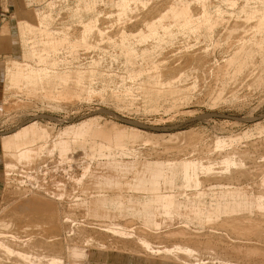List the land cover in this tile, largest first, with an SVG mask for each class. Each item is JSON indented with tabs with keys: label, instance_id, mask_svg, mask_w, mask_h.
<instances>
[{
	"label": "rangeland",
	"instance_id": "1",
	"mask_svg": "<svg viewBox=\"0 0 264 264\" xmlns=\"http://www.w3.org/2000/svg\"><path fill=\"white\" fill-rule=\"evenodd\" d=\"M163 1H166L168 6L166 5V2ZM170 1L0 0V146L3 138L32 122L37 123L39 126H43L45 128L47 127V130L49 129L48 131L50 133L53 131L52 135H57L55 132H63L65 129L77 126L83 122L90 121V124H92V127L90 126V132L82 139L75 140L71 136L69 137L70 142L72 143V150L69 155L66 156L67 158H61L56 152L45 153L46 150L44 149L50 145L49 142L54 139V135L53 137L50 135L49 139H52H48L47 142L43 140H36L38 143L35 141V147L33 145V148L36 151L35 153L43 155V162L45 161V163H47L42 164L43 169H35L37 171H35V187H37V185H44L46 186L45 189L47 188L46 190H49L46 192L51 195L60 194V192L62 193L64 190V207L67 206L66 204L72 205L76 198L81 199L82 195V199H84L86 195H100L99 193H101V195L107 194L112 196L114 194L113 191L117 189L119 190L118 192L127 197L135 198L136 196L139 200L149 201L151 199H149V196H151L150 194L147 195V192L143 193L141 190L138 192L133 185H130L133 180V173H131L132 167L134 168L144 163L153 167V165L155 166V164L160 162L168 164L166 161L169 162V160V164L175 165V162L178 163L177 160H185L191 162V164L193 163V165H196L197 167L205 164L204 166L211 167L213 172H218L220 171L219 169L223 167L220 163L223 160L221 157H224L226 154L229 155L230 158L234 155L232 158L236 162V164L231 166L229 169L230 171H232L231 169L233 168H235L233 170H237L238 164L240 169H250L252 170L251 172H258L256 176H259L258 179L255 178L256 176H253L250 179V176L246 178L247 180L243 179L242 181H238L236 182L238 185L234 183L235 181H231L230 184H232L233 187L237 186L239 188H244L245 186L244 189L247 191L249 190V193L257 191L256 183L264 175V142H262L264 141V27H260V19H258L259 17L257 18L255 13L264 15V0H199L198 5L204 6L207 13L212 17L213 25L212 23L211 25L213 29L211 31L205 27H201L200 29H197V31H180L178 28L179 25L172 20V17L168 16V18L163 21V25L168 27V32L164 33V31L162 32L159 28L157 32L158 37H153L152 34L148 32L149 30L146 29V24H148L149 21H156L158 19V14L164 12L167 7L168 9L175 8L176 10H180L184 5H191L190 7L194 6V2L191 0ZM163 3L166 5V8ZM125 6L128 8V12H126L127 15L125 14L126 17L124 15L121 19H119L118 12L127 11L125 10ZM161 8L163 9L161 10ZM193 8V13L196 14L198 11ZM32 11L35 12L33 13ZM218 13H220L219 16ZM25 14L28 16V18L26 16L28 20L32 21L33 19L32 22H35L37 27H35L36 30L39 29V23H43L42 27L46 29H42L41 32L37 31L28 35L30 40H28L29 44L27 50L35 55L31 57L33 59H28L26 64L31 66L34 70H38L40 67L44 66L41 69H45V71L47 70L46 72L49 70L50 73H56L55 71L59 70L56 73L57 75L64 74L70 76V78L65 82H59L57 85L46 84L44 83L45 81L39 84L36 82L33 85L24 86V88L22 86V88L19 89H9V91H12L8 93L9 91L6 89L9 86H6L7 82L5 79L4 62L8 59H12L23 63L22 61L25 60L24 58H21L23 57V50L21 48L22 42L17 25L18 18H23V15ZM101 15L103 16L101 17ZM135 16H138L137 19ZM243 16H246V18H243ZM129 18L131 19L128 21ZM144 20H146L145 27L143 25L144 23H142ZM91 21L95 22V28L93 27L94 30L92 29V33H89L86 36L87 38L84 41L86 44L74 47L73 44L77 39L71 38L70 33L72 35V30L74 31L75 29L80 28V26L89 24ZM117 27L118 30H116ZM47 29H53L52 35H46ZM54 31H56V33ZM65 33L69 34L66 35ZM54 34H56V36H54ZM124 34L129 36V38L122 40L121 36ZM40 35L43 36L41 37ZM77 35H79L78 32L73 35V37H76ZM141 36H144V38H141ZM255 36H257V38ZM65 38H68V40ZM87 40L90 43H88ZM48 42H58L59 46L57 45V48L55 47V50H53L51 46H47V44L49 45ZM122 42L125 44H120ZM38 43H41V46ZM52 43H50V45ZM61 44L63 45L61 46ZM258 44H260V46ZM129 47L131 51L129 50ZM75 48L77 49V53L75 52ZM49 51L55 53V55ZM132 51L134 52L133 54L131 53ZM199 51L207 54L205 56L206 58H203L202 60L205 62L196 58L195 61H190L185 64V60L178 59L184 53L194 54ZM145 52L147 53L144 54ZM247 52L248 54H246ZM129 59L131 60L129 61ZM57 64L59 65L56 66ZM77 64L80 65L77 66ZM238 67H241L242 69L238 70ZM55 68H58V70ZM69 68L71 70L66 71L69 70ZM167 68L174 69V72L169 74L175 76L174 78L171 76L170 78H166L165 70ZM54 69L55 71H53ZM77 71L79 73L81 72L80 75L82 76V81L78 83L75 75V73H78ZM154 75L159 77L155 78ZM148 76L151 80L148 79ZM152 77L154 78L152 79ZM154 88L156 89L154 90ZM40 89L44 93H42ZM147 92L149 94H147ZM56 94H59L60 96L58 95L57 98ZM116 127H119L121 130ZM186 132H191L192 134L187 135ZM184 133L187 137H185L186 135ZM175 134H178V138ZM193 134L196 138H198L200 143H198V140H195V136L192 137ZM172 135H174L175 138H173ZM161 137H165L163 138L164 140H161ZM170 139L173 140L170 141ZM191 141L194 142V147ZM165 142L168 143L165 144ZM188 143H191V145L189 144L190 146H187ZM100 144L104 146L102 154L93 155L94 146ZM167 145L175 148H182L186 146V150L178 153L175 152V149L167 150L165 148ZM44 146L45 148H43ZM112 148L113 150H109ZM119 148H125V153H121ZM127 149H130L131 151H127ZM106 151L107 153L109 151V153L107 154ZM133 153L136 156L133 155ZM110 155L115 156L113 157ZM217 155L219 156V159ZM99 157L100 159H98ZM110 157H117L116 159H112L113 162L114 160H117L115 163L118 162L116 164L120 169V174H122V178L118 180L116 185H113L110 189H105L106 191L103 192L101 191L104 190L102 185L98 184V194L96 189H92L90 187L89 190H87L88 193L85 195L82 194L83 185H79V189L74 187L76 186V183H74L75 180L80 179L82 177L81 175H86L87 178V175H89V173L96 167L97 162L105 163V161L111 159ZM112 159L110 161H112ZM94 161H96V163ZM238 161H240V163H238ZM4 163L5 160L2 157V150L0 147V212L6 190L8 189V191H13L16 186L18 187L16 182H12L14 184H10V186L9 184H6ZM121 163L124 164V166ZM207 163L208 165H206ZM86 168L88 169L86 170ZM197 169L198 170H195L194 174L193 172L190 173L191 177L193 178L194 176L199 178V176L202 175L204 177L203 172L199 171L200 167ZM17 171L25 172L26 170L18 167ZM197 171H199V173ZM201 172L202 175L200 174ZM260 174L262 175L260 176ZM74 175L77 177H74ZM16 176L21 177V174L16 173ZM84 180L82 182H84ZM210 182L205 184H208V187L204 186L203 189L202 186L198 189L200 191H206L207 189V191H214L213 194H216V196L213 197L209 195L203 198L202 204L206 207L215 205V201L218 197L217 194L220 189L232 187L228 182L226 183L229 185H226L224 182V184L216 182L218 185H216L215 182ZM27 186H24L23 188L26 187L27 189ZM62 186H65L64 189H61L63 188ZM12 188L13 190H11ZM80 189L82 192H79ZM90 189H92V191ZM178 189L179 188L175 189V196L177 199H182L185 194L182 195V193H179L182 189ZM107 190H109L110 193L107 192ZM184 190H186L185 193H187V189ZM140 191L143 194H140ZM176 191L178 193H176ZM181 195L182 197H180ZM198 207L199 204L196 203L195 208ZM64 209L62 210V215L64 214L66 216L67 214L68 217L66 216V218H69V220H65H68V224L70 226L74 223H78L80 225L83 223L84 225L87 221H89L88 223H91V220L92 225L88 223V225H85L88 227L97 226V224L101 225L99 221L96 222V218L83 216V214L79 213L80 210L77 212V210L74 211L71 210V208H66V211H64ZM8 210L2 214L4 216L10 214L8 216L11 217L15 212H19L18 209L15 211L16 209H14V207H12L10 211ZM67 212H69L71 216ZM159 212L162 221L166 222L169 221V219L171 220L172 223L170 221L168 223L166 222L171 227H185L189 232L198 234L204 233L208 230L207 227H209V225L207 224V220H209L208 222L210 223L211 220L213 221L215 219L214 221L216 222V220H221V217L223 216L221 215L218 219L211 217L207 218L205 216L204 219L206 218L207 220H205L204 223L206 222V225L204 224V226L200 227L199 224L198 226L196 225L197 223H195V221H191L190 224L183 221L180 216L176 215V217L175 214L171 213L165 215L161 209ZM18 214L14 215L19 216ZM36 215L38 216L30 215L31 217L28 216L27 218H21L22 220L24 219V222L20 220L22 224L21 226L18 224L20 222H16L17 225L14 227L12 232L23 229L19 231L21 233H18L17 231L15 233L23 236L25 235L23 233L29 230V232H35L36 235H39V231H41L43 227H47V224L46 226L45 224H40L43 217L39 214ZM64 215L63 218L65 217ZM125 218L126 217H124V219ZM27 219H30L31 221ZM33 219H35L36 223H33ZM25 220H27V222L30 221V224H26L27 222ZM70 221H73V223ZM101 221H104V224L113 222L112 219L111 221L105 219ZM164 222L160 224L161 229L158 228L159 230L157 229V231L155 228L153 230L148 229V227L145 228H147L146 230H148V232H162L164 231L162 230V224L164 225V228L166 227V223ZM23 223H25V225ZM39 225H42V227ZM140 226V222L138 221L132 228ZM215 228L218 229V226H215ZM36 230H39V234ZM29 232L27 233L30 234ZM221 233L225 235L227 239L229 237V240H232L230 235L222 229ZM252 238L255 239V242L253 239L251 243L256 245L262 244V246H264L263 238L262 240H260V238ZM90 239L91 238H89V240ZM256 239L259 240L256 241ZM152 240L150 244L153 248H163L166 246L167 249H172L176 245H179L178 243L180 242L178 241L177 243V241L173 242L171 240ZM181 243L184 244L182 241L180 244ZM89 247L90 245L88 248L86 247L87 254L89 256V264H172L166 261H158V259L153 260L145 257L134 256L133 254L113 249L111 251L110 249H103V251L96 250L93 246V248ZM211 248L213 249L210 250V248H208L205 249V251L204 249H199V251L196 250L197 252H194L193 256L196 258L193 259L197 261L195 263H198V260L200 259V261L204 264H219V260L222 261V259L232 261L243 260L241 258L236 259V257L230 258L228 255L226 258L222 246ZM221 250L223 251L221 252ZM244 261H246L247 264H261L255 260H251L250 262L243 260L241 262ZM12 262L10 264H17Z\"/></svg>",
	"mask_w": 264,
	"mask_h": 264
},
{
	"label": "bare ground",
	"instance_id": "2",
	"mask_svg": "<svg viewBox=\"0 0 264 264\" xmlns=\"http://www.w3.org/2000/svg\"><path fill=\"white\" fill-rule=\"evenodd\" d=\"M191 1L194 2L193 5L195 7L194 6L190 7L191 5L190 6L184 5L181 7L180 10H176L175 8H174L175 10L173 8L172 9H168V7L166 8L167 2L163 1V2H166V5L163 3L165 5L166 10L164 9L165 10L164 12H161V13L159 12L160 14H158V16H157L158 19L154 18V19H157L156 21H153V22L149 21L148 24H146V29L149 30L148 32H150V34H152L153 37L158 35L157 32H158L159 28L162 30V32L164 31V33L165 32L167 33L168 27H165L163 25V21L166 18H168V16L172 17V20L177 25H179L178 28L180 29V31H184V30H188V31H195L196 30L197 31V29H200L201 27H203V28L205 27L211 31L213 29L212 28V25H213L212 17L207 13L206 8L204 6L198 5L199 0H191ZM125 7H124V9H125ZM139 8H141V7H139ZM192 8L198 12H196V14H194ZM136 9H138V8H136ZM162 9L163 8H161V10ZM125 10H127V11L123 12V11L118 10L119 11L118 12L119 13V19H121V17L124 16L125 14L127 15L126 12H128V8L126 7ZM129 13H130V11H129ZM143 13H145V12H143ZM134 14H136V13H134ZM219 14L220 13H218V16H219ZM255 14H256L257 18L259 17L258 19H260V21H259L260 27L263 28L264 27V15L260 14V13H255ZM126 15H125V17H126ZM26 16L27 15L25 14V15H23V18L22 17L18 18V24H17L19 34H20V39L22 42L21 48L23 50V53H22L23 57H21V58H24L26 60V61L25 60L24 61L21 60V61L25 64H26L28 59L29 60L33 59L31 57H33V55H35L31 52H28V50H27L28 49L27 47L29 44L28 40H30V38H28V35H30L31 33H35L37 31L41 32L42 29L46 30L42 27L43 23H39L40 24V26L38 25L39 29L36 30L35 29L36 24H35V22H32L33 19H32V21H30L27 19L28 16H27V18H26ZM102 16L103 15H101V17ZM137 17H136V19H137ZM141 17H143V16H141ZM244 17L246 18V16H243V18ZM253 18H256V17H253ZM130 19L131 18H129L128 21ZM97 21H99V20H97ZM145 21L146 20H144L142 22V23H144L143 24L144 27H145ZM211 23H212V25H211ZM94 25H95V22L91 21V23H89V24H85L83 26H80V28H77L74 31L72 30V35L70 33L71 38L77 39V40H75V42L73 44L74 47H77L78 45L86 44L84 42L87 38L86 36L89 33H92V29H93ZM243 25H244V23H243ZM237 26H240V25H237ZM44 27H46V26H44ZM219 29H221V28H219ZM52 30L53 29H51V30L47 29L46 35L47 36L52 35V33H53ZM116 30H118V27ZM119 30H121V29H119ZM54 32L56 33V31H54ZM77 32L80 35V37H79V35H77L78 37L77 36L73 37V35L77 34ZM59 33H60V31H59ZM67 34H69V33H67ZM207 34H208V32H207ZM124 35H126V34H124ZM124 35L121 36L122 40L129 38V36H127V35L124 36ZM54 36H56V34H54ZM144 36H141V38H144ZM159 37H160V35H159ZM255 37L257 38V36H255ZM45 39H47V38H45ZM65 39L68 40V38H65ZM162 39H163V37H162ZM66 40H64V41H66ZM87 42H88V40H87ZM123 42L120 44H125ZM48 43H49V45L47 44V46H51L53 50H55V47L58 45V42H56V43L48 42ZM50 43H52V44L50 45ZM88 43H90V42H88ZM62 45L63 44H61V46ZM258 45L260 46V44H258ZM91 46H92V44H91ZM127 46H129V45H127ZM125 49H126V46H125ZM129 50H130V47H129ZM49 52L53 53L51 51H49ZM75 52L77 53V49ZM131 53L133 54L134 52L132 51ZM146 53L147 52H145L144 54H146ZM236 53H238V52H236ZM53 54L55 55V53H53ZM246 54H248V52ZM128 55H130V54H128ZM206 55H207L206 53H202L200 51L198 53H194V54L193 53H184L178 59L179 60H181V59L185 60L184 63L187 64L190 61H195L196 58L200 59L202 61L203 58L204 59L206 58L205 57ZM239 55H241V54H239ZM131 56H133V55H131ZM135 57H136V55H135ZM238 58H239V56H238ZM228 59H230V58H228ZM126 60H128V59H126ZM130 60L131 59H129V61ZM196 62H198V61H196ZM202 62H205V61H202ZM4 63H5L4 64L5 65V69H4L5 79L7 82L6 86H9L6 90H8V91H9V89L22 88V86L24 88V86L33 85L36 82L38 84L43 83L44 81H45L44 83H46V84L57 85V84H59V82H65L70 78V76L64 75L63 73H62L63 75H57L56 73L59 71L58 68H55L58 71H55V69L53 70L56 73H50L49 70H48V72H46L47 70L45 71V69H41L44 66L40 67V69H38V70H34L33 68H31V66H29L27 64L25 65L18 60L8 59ZM51 65H52V63H51ZM58 65L59 64H57L56 66H58ZM79 65L77 64V66H79ZM222 67H224V66H222ZM155 69H156V67H155ZM237 69L240 70L242 68L238 67ZM70 70L71 69L69 68V70H66V71H70ZM173 72H174V69H172V68L168 69L167 68L165 70L166 78H170V76L174 78L175 76L169 75ZM80 73L79 72L77 74L75 73L77 83L82 81V76L80 75ZM154 76H155V78L159 77L156 75H154ZM153 78L154 77H152V79ZM148 79H149V76H148ZM149 80H151V79H149ZM156 80H158V79H156ZM170 81H172V80H170ZM156 83H158V82H156ZM78 85H80V84H78ZM173 85H175V84H173ZM4 86H5V84H4ZM56 89H57V87H56ZM150 89H152V88H150ZM155 89L156 88H154V90ZM10 91H12V90H10ZM10 91L8 93H10ZM40 91H41V89H40ZM158 91H160V90H158ZM42 93H44V92H42ZM16 94H17V92H16ZM147 94H149V93L147 92ZM56 95L58 98L59 94H56ZM143 96H145V95H143ZM148 96H150V95H148ZM78 98H79V96H78ZM90 123H91L90 121L83 122L77 126L67 128L63 132H59V131H58L59 133L55 132L57 135L53 134L54 139L51 142L48 141L50 143V145L48 147L46 146L47 148H45V146L43 147V148H45L44 150H46L45 153L46 152L47 153L56 152L61 158L66 157L67 155H69V153L72 150V143L70 142L69 137L71 136L75 140L82 139L83 137H85L90 132L91 127H92L91 126L92 124H90ZM120 128H122V127H120ZM117 129H119V127ZM48 130H47V127L45 128L43 126L37 125V123H35V122H32L26 126H23L22 128L17 129L16 131L12 132L11 134H9L8 136H6L5 138L2 139L0 147L2 150V157L5 160V163H4L5 181H6V184H9V186H10V184H14L12 182H16L18 187L15 185L17 187V188L15 187V190H13V188L11 189L13 191H10V190L8 191V189L6 190V194L4 195L3 203L1 205V212H0L1 213L0 214V256L1 257L0 258L1 259H0V264H10L12 261L17 263V264H75L74 260L72 259L71 254H70L71 250L75 247H82V248L87 247L88 248L89 245H90L89 248H91L93 246L94 249L96 248V250L110 249V251H111L113 249L116 251H121V252H126L129 254H133L134 256L145 257V258H149V259H153V260L158 259V261L159 260L166 261V262H170L172 264H198V263L204 264V263H202V261H200L201 259L198 260V263H195L197 261L194 260V259H196L193 257L194 252H197L196 250L199 251V249H204V251H205V249H208V248H210V250L213 249L211 247L217 248L218 246H220V247L222 246L223 247L222 249H224V253L226 255V256L225 255L224 256L226 258L228 255V256H230V258L231 257L232 258L236 257V259L241 258V259L247 260L249 262L251 260L252 261L255 260L261 264H264V246H262L261 242H260L261 245H256V244L251 243L252 240L254 239L252 237L260 238V240H262V238L264 239V175L256 183V185H257L256 190L257 191H255V192L253 191L254 193L253 192L249 193V190L248 191L245 190L244 189L245 186H244V188H239L237 186L233 187V185L230 184L231 181L232 182L235 181L234 183H236L238 181H242L243 179L247 180L246 178H248L250 176H251L250 177V179H251L253 176H256L258 174V172L257 173L254 171L251 172L252 170H250V169L249 170H247V169L243 170L242 168L240 169L238 167V164H237V168H238L237 170H233V169H235V168H233V169H231L232 171H230L229 169L231 168V166L233 164H236V162L232 158L234 156L233 155L234 153L232 154L233 156L231 158L227 154L224 155V157H221V159L223 158V160L220 163L223 167L220 168L219 169L220 171H218V172H213L212 168L209 166H204L205 165L204 163H203L204 165H199V167H200L199 171H202L204 174V177H203L202 172H201L200 174L202 176H199V178H196L194 176L192 178L190 175L191 172H193V174H194L195 170H198L197 168H199V167H197L196 165H193V163L191 164V162H188L185 160H179V161L177 160L178 163L175 162V165L169 164V162H170V160H169V162L166 161L168 164H163L160 162V163L155 164V166L153 165V167H151L147 163H144L140 166L136 165L137 167H134V168L132 167L131 173H133V175H132L133 180H132V183H130V185H133L135 187V189L138 190V192H139V190H141V191H143V193L147 192V195L150 194L151 196H149V199L150 198L151 199L149 201L139 200L138 198H136L135 194H134L135 198L127 197V196L121 194L120 192H118L119 191L118 189L113 191L114 194L112 196L107 195V194L101 195V193H99V191L97 190L98 184L102 185L104 190H101V191L105 192L106 191L105 189H110V188H112L113 185H116L118 183V180L120 178H122V176H121L122 174H120V169L118 168V165L116 164L118 162L115 163V161H117V160H114V162H113V159L117 158V157L113 158L115 155L114 156L110 155V156H113V157H110L111 159L113 158L112 161H110L111 159L110 160L108 159V161H105V163L104 162L103 163H101V162L96 163V161H94L96 163V167L94 166L95 167L94 170L93 171L91 170L92 172H90L89 175H87V178H86V175L85 176L81 175L82 177L81 178L79 177L80 179H77V180L74 179L75 180L74 183H76V186H74V187H76V189L77 188L79 189V185L80 186L83 185V189H82L83 193L82 194H84V195L86 193H88L87 190H89V188L91 187L92 189H96L97 191L96 190H94V191H96L97 194L99 193L100 195H96V194L89 195V196L86 195L84 199H82L83 198L82 197L83 195H82L81 199L76 198L73 201L72 205L66 204L67 206H65V207L69 208V209L71 208V210H74V211L77 210V212H78V210H80L79 213L83 214V216H90V217L96 218V220H97L96 222L99 221V223L101 225L97 224V226L88 227L85 225L89 222V221H87L86 223H84V225H83V223H82V225H80L78 223H74L72 226H70L68 224L69 218H66L67 214H66V216L63 214L65 216L64 218L62 215V213H63L62 210L65 208L64 204H63L65 191L63 190L62 193L60 192V194H57V195H51L50 193L49 194L47 193L49 190L47 191L46 190L47 188L45 189L46 186L37 185V187H35V181H36L35 171L42 168V164H44L45 161L43 162V157H42L43 155H38L37 153H35L36 151L33 148V145H34L36 140H43V141L47 142V140L49 139L50 135H52V132H53L52 131L50 133ZM119 130H121V129H119ZM50 131H51V129H50ZM191 134H192L191 132L187 133V135H191ZM53 135H52V137H53ZM187 135L185 137H187ZM172 136H173V138H175V136H177V138H178V134H175V136L174 135H172ZM193 136H195V135L193 134L192 137ZM161 138H162L161 140H164L163 138H165V137H161ZM194 138H196V136ZM199 138H201V137H199ZM50 139H52V138H50ZM172 140L170 139V141H172ZM195 140L197 141L198 138H196ZM262 142H264V141H262ZM36 143H38V142L36 141ZM167 143L165 142V144H167ZM192 143H193V147H194V142H192ZM198 143H200L199 140H198ZM189 144L191 145V143H188L187 146H190ZM34 147H35V145H34ZM103 147L104 146H102L101 144L94 146L93 155L94 154L101 155L103 152ZM167 147H169V148H167ZM180 147H182V146H180ZM185 147L186 146H184L182 148H178V147L175 148L172 146L170 147L168 145L165 146V148L167 150L175 149L176 150L175 152H178V153L184 152L186 150ZM38 149H39V147H38ZM38 149H37V151H38ZM104 149H106V148H104ZM109 150H113V148L109 149ZM119 150L121 153H125V151H126L125 148L124 149L119 148ZM137 150H139V149H137ZM127 151H131V150L127 149ZM120 152H118V153H120ZM106 153H107V151H106ZM108 153H109V151H108ZM40 154H42V153H40ZM121 155H124V154H121ZM127 155H126V157H127ZM133 155H135V154L133 153ZM230 155H231V153H230ZM100 157L98 159H100ZM102 157H103V155H102ZM102 157H101V159H102ZM217 157L219 159L218 155H217ZM119 160H121V159H119ZM122 161H120V162H122ZM145 162H146V160H145ZM129 163H131V162H129ZM208 163L206 165H208ZM218 163H219V161H218ZM238 163H240V161H238ZM45 164H47V163H45ZM122 165L124 166V164H122ZM130 166H131V164H130ZM18 167L20 169H23V170L25 169L26 171L25 172L24 171L18 172L17 171ZM218 168H219V166H218ZM254 168H255V166H254ZM87 169L88 168H86V170ZM199 171H197V172L199 173ZM16 173H20L21 177L16 176ZM83 173H84V170H83ZM198 173H197V177H198ZM261 175L262 174H260V176ZM67 177H69V176H67ZM74 177H77V176L74 175ZM258 177L259 176H256L255 178L258 179ZM82 179L84 180V182H82L83 181ZM210 181H212V183L215 182L216 185H218L217 184L218 182H221V184L225 183L226 185L230 184L232 187L230 188L228 186H225L228 188L220 189L218 194H217L218 197H217V200L215 201V205L206 207L205 205L202 204L203 198L206 196H209V195H211L213 197V196H216V194L215 193L213 194L214 191H207L206 188H205L206 191H204V190L200 191L198 189H199V187H202V186L204 189V186L206 187L208 185V184L207 185H205V184L207 182H210ZM226 182H228L229 184H227ZM55 183H57V182H55ZM128 183H127V185H128ZM124 184H126V183H124ZM23 185L24 186L28 185L27 189H26V187L23 188L24 187ZM62 187L63 188H61V187L60 188L64 189L65 186H62ZM123 187H124V185H123ZM123 187H121V188H123ZM125 187H126V185H125ZM240 187H241V184H240ZM176 188L182 189L181 191H179V193H182V195L185 194L182 199L181 198L177 199V197L175 196L176 195L175 194ZM218 188H220V187H218ZM92 189H90V190L92 191ZM135 189H134V192H135ZM184 189H187V193H185L186 190H184ZM82 190L80 189V191L79 190L78 191L82 192ZM188 190H189V192H188ZM141 191H140V194H143V193H141ZM107 192H109V190H107ZM121 192H123V191H121ZM138 192H136V193H138ZM176 193H178V192L176 191ZM89 194H91V193H89ZM182 195L180 197H182ZM196 203L199 204L198 208H195ZM10 207L11 208L14 207V209H16L15 211H17V209H18L19 212H15L14 214L19 213L18 214L19 216H15L12 213L11 214L13 217L12 216L9 217L8 215H10V214H8L7 216H4L2 214V213H5ZM10 209L8 211H10ZM65 209H64V211H66ZM160 209L163 210V213L165 215H168L171 213L175 214V216L176 215L180 216V218L183 219V221H185L186 223L191 224V221L192 222L195 221V223H197L196 225L198 226V224H199L200 227L204 226V224L206 223V222L204 223V221L207 220L206 218L204 219L205 216L207 218L211 217V218H217V219L221 215H223V216L221 217L222 219L220 218L221 220H219V221L216 220V222H215L214 221L215 219L213 221L211 220V222H214V223H211V222L209 223L208 222L209 220H207V224L209 225V227H207V226L206 227L208 228V230H206V231L204 230L205 231L204 233L198 234V233L189 232L185 227H180V226L179 227L178 226L177 227H173V226L171 227L170 225L167 224L169 221L171 222V220L169 218H168L169 221H166L167 223L162 221V218L159 215ZM22 213H25V214H22ZM67 213H69V212H67ZM20 214H22V215H20ZM36 214H39V215H41V217H43V220L40 224H45V226L47 224V227H45V228L43 227L42 230L40 228V227H42V225H39L40 227L38 226L41 230V231L38 230L40 232V234L37 230H36V232H38L39 235H36L35 232L31 233V232H29V230L27 232H29L30 234L25 232V233H23L25 235L22 234L23 236H20L21 234L15 233L16 231L18 233H21L19 231L23 230V229H20L19 231L18 230L13 231L14 233L12 232V230H14V227H16V225H17L16 222H20V220H22L21 218H27L30 215L31 216H38ZM69 215H70V213H69ZM165 215H163V216H165ZM39 217H38V220H39ZM124 217H126V218L124 219ZM173 217H174V215H173ZM174 218H173V220H174ZM65 219H68V220H65ZM104 219L108 220V221L109 220L111 221V219H112L113 222H110L109 224L108 223L104 224L103 223L104 221L103 222L101 221ZM27 220H30V219H27ZM27 220H25V221L27 222ZM33 220H34L33 223H36L35 219H33ZM163 220H164V217H163ZM22 221L24 222V219ZM30 221H28L26 224H28V223L30 224ZM138 221L140 222L141 226L132 228ZM162 222L167 224V225L165 224V226H166L165 228H164V225L162 224V226H163L162 230H164L162 232H154V231L148 232V230H146L147 228H145V227H148V229H151V230H153L155 228L157 231V229L160 228V224ZM71 223H73V221ZM18 224H20V226L22 225L21 222ZM23 224L25 225V223H23ZM88 224L92 225V220H91V223H88ZM102 224H104V225H102ZM36 225H38V224H36ZM215 226L216 227L218 226V229H216ZM20 228H23V227H20ZM221 229L223 231L227 232L230 235V238H232V240H229V237L227 239V237L221 233ZM89 238H91V239L89 240ZM152 239L153 240H171L173 242L177 241V243H178V241H180V242L182 241L184 244H182V243L180 244V242H179L178 243L179 245H176V246L174 245L175 247L174 248L171 247L172 249H167L166 246L163 248H153L152 245L150 244ZM258 240L256 239V241H258ZM254 242H255V239H254ZM257 243H259V242H257ZM263 245H264V243H263ZM222 251L223 250H221V252ZM106 252H107V250H106ZM216 254H217V252H216ZM204 255H206V254H204ZM87 256H88V254H87ZM243 260H241V261H243ZM241 261L240 260L239 261H236V260L232 261V260H223L222 259V261L219 260L220 263L219 262L218 263L219 264H247L246 261H244V262H241ZM252 263H254V262H252ZM84 264H89V256H88L87 260L84 262ZM211 264H213V263H211ZM248 264H250V263H248Z\"/></svg>",
	"mask_w": 264,
	"mask_h": 264
},
{
	"label": "clouds",
	"instance_id": "3",
	"mask_svg": "<svg viewBox=\"0 0 264 264\" xmlns=\"http://www.w3.org/2000/svg\"><path fill=\"white\" fill-rule=\"evenodd\" d=\"M71 256L75 264H84L87 260V249L82 247H75L71 250Z\"/></svg>",
	"mask_w": 264,
	"mask_h": 264
}]
</instances>
